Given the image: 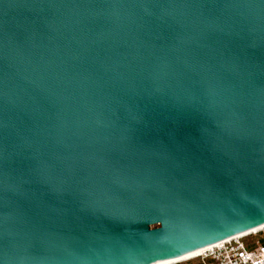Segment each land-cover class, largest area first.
I'll list each match as a JSON object with an SVG mask.
<instances>
[{"label": "water", "instance_id": "obj_1", "mask_svg": "<svg viewBox=\"0 0 264 264\" xmlns=\"http://www.w3.org/2000/svg\"><path fill=\"white\" fill-rule=\"evenodd\" d=\"M264 226V0H0V264H156Z\"/></svg>", "mask_w": 264, "mask_h": 264}, {"label": "built area", "instance_id": "obj_2", "mask_svg": "<svg viewBox=\"0 0 264 264\" xmlns=\"http://www.w3.org/2000/svg\"><path fill=\"white\" fill-rule=\"evenodd\" d=\"M264 226L196 257L203 264H264Z\"/></svg>", "mask_w": 264, "mask_h": 264}, {"label": "bare ground", "instance_id": "obj_3", "mask_svg": "<svg viewBox=\"0 0 264 264\" xmlns=\"http://www.w3.org/2000/svg\"><path fill=\"white\" fill-rule=\"evenodd\" d=\"M262 227H263V226L258 227V228L254 229V230H252V231H249V232H247V233H244V234L239 235V236H237V237H234V238H232V239H239V238H241V237L247 236V235H249V234H252V233H254V232L259 231ZM232 239H228V240H226V241H223V242L217 243V244H215V245H213V246H209V247L203 248V249H201V250H198V251H196V252H193V253H191V254H188V255H185V256H182V257H178V258H174V259H171V260H166V261L158 262V263H156V264H180V263H184V262H187V261H190V260H194L196 257L201 256V255H203L204 253L213 250V249L216 248L217 246H219V245H221V244H223V243H227V242L231 241Z\"/></svg>", "mask_w": 264, "mask_h": 264}, {"label": "trees", "instance_id": "obj_4", "mask_svg": "<svg viewBox=\"0 0 264 264\" xmlns=\"http://www.w3.org/2000/svg\"><path fill=\"white\" fill-rule=\"evenodd\" d=\"M195 261V264H203L199 259H194V260H190L184 263H180V264H189Z\"/></svg>", "mask_w": 264, "mask_h": 264}, {"label": "rangeland", "instance_id": "obj_5", "mask_svg": "<svg viewBox=\"0 0 264 264\" xmlns=\"http://www.w3.org/2000/svg\"><path fill=\"white\" fill-rule=\"evenodd\" d=\"M262 244H264V241L262 242ZM189 264H195V261H194V262H192V263H189Z\"/></svg>", "mask_w": 264, "mask_h": 264}]
</instances>
